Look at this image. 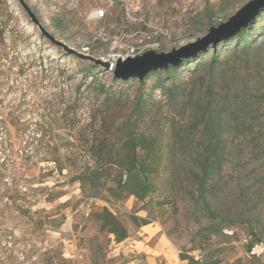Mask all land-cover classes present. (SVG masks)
I'll use <instances>...</instances> for the list:
<instances>
[{
    "label": "rangeland",
    "instance_id": "obj_1",
    "mask_svg": "<svg viewBox=\"0 0 264 264\" xmlns=\"http://www.w3.org/2000/svg\"><path fill=\"white\" fill-rule=\"evenodd\" d=\"M249 1L115 0L102 20H93L95 0H25L55 40L108 62L125 52L112 50L114 36L137 31V38L160 44L156 52H169L205 37ZM101 6L108 7L106 2ZM250 34L256 45L226 58L217 87L264 98L263 25ZM90 65L95 64L68 55L43 34L19 0H0V264H131L138 259L124 249L139 238L142 226L136 217L157 226L179 258L187 253L210 263L264 264V104L249 110L263 147L241 133L226 134L228 159L210 199L213 209L235 225L207 236V243L204 228L212 222L194 208L193 187L183 169L173 177L161 174L159 190L148 204L106 194L88 198L78 183L69 182L67 169L63 175L58 171L66 157L77 167L91 165L95 130L121 123L135 99L137 86L129 90L127 108L105 107L86 74ZM95 66L100 83L120 89L122 83L113 82L111 72ZM195 78L184 77L185 88L191 89ZM156 80H148L147 92ZM187 98L184 92L174 98L156 90L158 105L143 130L187 127L193 116ZM103 208L128 229L124 242L102 232L97 212Z\"/></svg>",
    "mask_w": 264,
    "mask_h": 264
},
{
    "label": "trees",
    "instance_id": "obj_2",
    "mask_svg": "<svg viewBox=\"0 0 264 264\" xmlns=\"http://www.w3.org/2000/svg\"><path fill=\"white\" fill-rule=\"evenodd\" d=\"M251 21L247 28L233 38L211 46L177 66L151 73L142 82L113 78V82L122 83L119 90L114 86L106 87L98 81L94 72L98 68L95 65L87 67L86 74L92 76L99 95L104 97L105 107L127 108L129 90L137 86L135 99L121 123L111 128L104 124L95 130L89 148L91 165L77 167L74 160L66 157L63 162H59L58 171L63 175L64 169H67L70 173L69 182L78 183L88 198H99L106 194L117 201L135 197L148 204L159 190L161 174L168 173L173 177V174H180L183 169L184 176L193 187L190 196L194 208L212 222L211 226L204 228L203 238L219 234L225 227H234V223L223 219L213 209L210 198L218 187L216 179L221 176L228 159L226 134L237 132L250 137L255 145L262 146L260 136L254 131V123L249 121V110L252 105L264 104V98L257 94L249 95L244 90L220 92L217 77L227 57L247 52L256 45L250 33L253 29L256 31L259 25H263L264 29V9ZM210 53V58H206ZM202 71L203 76L200 75ZM152 76L157 77V82L147 92L146 85ZM184 77H196L189 90L185 88L188 83L184 82ZM156 90L167 97L176 98L183 92L188 96V106L193 116L187 127H172L170 132V127L165 128L167 124L164 123V127L143 130V126L153 118L154 108L158 105L153 99ZM97 219L102 232L114 235L117 243L129 237L128 229L109 209L99 210ZM134 219L142 227L150 224L144 218ZM217 221L218 226L213 223ZM180 259L188 264H218L210 263L206 257L196 259L187 253H182Z\"/></svg>",
    "mask_w": 264,
    "mask_h": 264
},
{
    "label": "water",
    "instance_id": "obj_3",
    "mask_svg": "<svg viewBox=\"0 0 264 264\" xmlns=\"http://www.w3.org/2000/svg\"><path fill=\"white\" fill-rule=\"evenodd\" d=\"M19 2L25 13L28 14L30 20L41 29L42 33L47 35L56 45L62 47L68 55L78 56L79 58L93 62L95 65L111 72L117 80L135 79L138 82L144 81L151 73L169 69L171 66H177L183 60L196 57L199 53L207 51L209 47H215L221 42L233 38L235 34L247 28L252 22L251 20L264 9V0H251L229 18L227 22L221 23L218 27L210 28L209 32L203 38L172 49L169 52L162 51V53H158L154 50H149L141 56L129 57L127 59L119 58L116 63H110L96 59L91 55L80 53L62 41L55 40L45 31L36 14L29 8L25 0H19Z\"/></svg>",
    "mask_w": 264,
    "mask_h": 264
},
{
    "label": "crops",
    "instance_id": "obj_4",
    "mask_svg": "<svg viewBox=\"0 0 264 264\" xmlns=\"http://www.w3.org/2000/svg\"><path fill=\"white\" fill-rule=\"evenodd\" d=\"M137 234L139 238L131 240L124 249L128 256L138 259L130 262L131 264H158V261L165 264H182L174 245L165 239L157 226H143Z\"/></svg>",
    "mask_w": 264,
    "mask_h": 264
},
{
    "label": "built area",
    "instance_id": "obj_5",
    "mask_svg": "<svg viewBox=\"0 0 264 264\" xmlns=\"http://www.w3.org/2000/svg\"><path fill=\"white\" fill-rule=\"evenodd\" d=\"M97 3L96 8L93 10L91 14V19L93 20H102L108 13L109 8H114L115 0H95ZM106 2L108 7H102L101 4ZM127 14L131 15V10L127 7L125 8ZM134 10L138 11V7H135ZM139 32L133 31L132 34H122L118 36H114L111 39V44L113 46L112 50H119L124 49V53H120L119 55L115 56L113 59L110 60L112 63H116L119 58L127 59L129 57H137L145 54L151 49H155L160 46L159 43L151 42L137 38ZM105 41H110V39L104 38Z\"/></svg>",
    "mask_w": 264,
    "mask_h": 264
}]
</instances>
